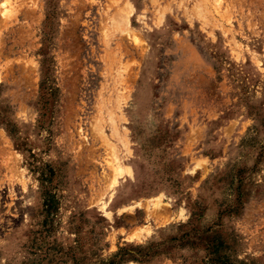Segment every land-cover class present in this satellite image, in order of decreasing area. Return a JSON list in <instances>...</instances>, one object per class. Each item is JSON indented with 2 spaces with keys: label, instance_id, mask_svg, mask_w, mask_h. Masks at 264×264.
Returning a JSON list of instances; mask_svg holds the SVG:
<instances>
[{
  "label": "rangeland",
  "instance_id": "1",
  "mask_svg": "<svg viewBox=\"0 0 264 264\" xmlns=\"http://www.w3.org/2000/svg\"><path fill=\"white\" fill-rule=\"evenodd\" d=\"M111 259L264 264V0H0V264Z\"/></svg>",
  "mask_w": 264,
  "mask_h": 264
},
{
  "label": "bare ground",
  "instance_id": "2",
  "mask_svg": "<svg viewBox=\"0 0 264 264\" xmlns=\"http://www.w3.org/2000/svg\"><path fill=\"white\" fill-rule=\"evenodd\" d=\"M222 0H216V2H217V4H218V6L220 5V2H221ZM204 4V3H203ZM202 4V5H203ZM201 5V6H202ZM201 6H199V8L197 9V11H196V14H197V12H198V14L199 15H205V10L201 7ZM206 7V6H205ZM207 9V8H206ZM4 10V13H6V14H10V13H12L13 14V12H15V8L13 7V4H12V2L11 3H8L7 4V6L3 9ZM128 11H130V12H132L133 11V7H128ZM197 14V15H198ZM204 18H206V16H204ZM133 39L137 42L138 41V38L136 37V36H133ZM108 120H109V117H108ZM119 124V123H118ZM116 125V124H115ZM118 126V125H117ZM114 128H116V126H113ZM120 128V127H119ZM115 131H116V133L118 134V144H120L123 148H119V150L120 151H122L123 153H125L126 155H128V156H132L133 155V150H132V146H131V144H130V141L128 140V138H127V140H125L124 138H123V136H125V135H123L122 134V130H121V128L120 129H118V128H116L115 129ZM114 132V131H113ZM115 134V133H114ZM117 136V135H116ZM125 147H127V149L125 148ZM115 160H116V163H117V165H118V173H120L121 175H124V174H126V173H130L131 171H132V166L128 163V164H123V162H122V160H121V157L119 156V155H117L116 156V152H115ZM110 163H111V161H110ZM110 165H112V164H110ZM117 189H118V186L117 187H115V190H113L114 192L113 193H111L110 195H108V196H106L105 197V200L101 203V210L105 213V215H107V216H110V211L109 210H107L106 208L109 206V204H110V202L112 201V199L114 198V196H115V194H116V192H117ZM161 195V194H160ZM159 196V195H158ZM153 205L155 206V208L156 209H159V208H161L162 207V203H163V201H162V199H161V197H156V199H153ZM109 218V217H108ZM152 231L151 230H147V233L146 234H148V235H150V233H151ZM145 235V234H144Z\"/></svg>",
  "mask_w": 264,
  "mask_h": 264
},
{
  "label": "trees",
  "instance_id": "3",
  "mask_svg": "<svg viewBox=\"0 0 264 264\" xmlns=\"http://www.w3.org/2000/svg\"><path fill=\"white\" fill-rule=\"evenodd\" d=\"M124 249H121L120 250V252H119V254L118 255H116L115 257H118V256H124L123 255V253H122V251H123ZM133 259H134V257H132ZM107 264H118V261L116 260V259H111Z\"/></svg>",
  "mask_w": 264,
  "mask_h": 264
}]
</instances>
